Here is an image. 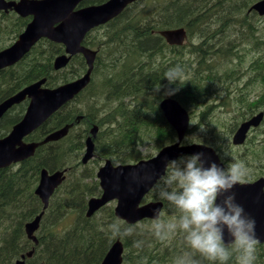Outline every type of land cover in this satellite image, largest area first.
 Segmentation results:
<instances>
[{
	"label": "trees",
	"instance_id": "trees-1",
	"mask_svg": "<svg viewBox=\"0 0 264 264\" xmlns=\"http://www.w3.org/2000/svg\"><path fill=\"white\" fill-rule=\"evenodd\" d=\"M107 1L84 0L81 7ZM257 1L139 0L88 34L84 45L98 50L90 85L25 140L40 142L50 132L74 127L61 141L39 147L34 157L0 170V264H14L33 249L34 255L26 264H101L118 239L125 248L123 264H172L176 256L190 251L179 232L167 241L156 239L150 231L151 220L137 224L142 226L139 235L112 236L106 230L108 223L129 225L116 218L113 204L88 218V200L102 193L97 180L102 161L136 163L154 155H145L143 146L151 144L159 151L176 142L177 134L160 110L166 97L175 98L190 111L193 123L188 135L202 128L192 141L217 151L224 146L230 162H242L247 168L243 180H255L263 174L264 144L257 147L251 138L247 142L249 154L243 157L230 143L238 126L264 109V18L249 13ZM29 21L14 12H0V51L16 40ZM182 27L188 32V42L194 41L192 47L188 43L170 46L159 35L160 31ZM64 52L62 45L42 40L18 64L1 71L0 101L43 78L47 87L56 88L83 76L88 67L82 56L72 58L63 70L54 69V59ZM218 63L230 65L226 74ZM175 65L183 69L179 90L172 95H164L163 89L157 92L155 85L167 83L162 78L164 71ZM231 67L240 76H232ZM243 75L248 79L245 89L240 81ZM216 103L232 116L229 123L212 118L211 112L219 107ZM27 106L25 101L4 116L0 138L23 118ZM94 124L99 127L93 139L97 156L83 165L86 139ZM260 135L264 137V124ZM137 145L141 146L139 151ZM253 166L255 171L250 172ZM43 169H68V175L50 200L37 232L39 244L35 245L26 234V225L43 210L35 194ZM148 199L159 200L154 190ZM171 215L165 203L161 218ZM133 239H143L144 243L134 247ZM193 256L200 264H210L199 253ZM235 256L233 252L228 264H235ZM256 264H264V244H257Z\"/></svg>",
	"mask_w": 264,
	"mask_h": 264
},
{
	"label": "water",
	"instance_id": "water-1",
	"mask_svg": "<svg viewBox=\"0 0 264 264\" xmlns=\"http://www.w3.org/2000/svg\"><path fill=\"white\" fill-rule=\"evenodd\" d=\"M83 0H0V11L14 10L22 17H32V21L18 40L8 49L0 52V71L15 65L43 38L65 46L66 54L55 59L54 68H65L70 59L76 55H83L88 64L87 73L67 84L55 89L44 87L46 79L29 85L17 94L0 102V121L14 106L29 100V106L23 119L13 127L5 138L0 139V169L8 168L12 164L24 162L33 157L36 149L44 144L56 142L64 138L71 126L50 133L40 143H26L24 138L44 125L63 106L71 102L90 83L94 69L97 52L82 45L87 34L111 20L118 17L129 5L138 0H109L102 5H93L76 9ZM250 11H256L264 16V0L256 2ZM160 35L173 46L184 44L187 34L184 28L165 30ZM170 125L176 130L179 142L165 147L159 154L149 160L136 164L115 166L107 160L98 171V179L102 189L100 197H93L88 202L87 217H92L96 212L112 201H117L114 210L118 219L133 225L138 222L154 220V209L162 213V202H149L142 204L144 197L153 189L157 177L163 173L167 159L179 157L184 154L202 152L208 161L220 164L216 152L204 145L181 146L190 124V117L182 105L175 99L167 98L160 104ZM263 118L260 114L250 121L243 123L236 132L233 143L242 145L251 127H257ZM98 127L91 130L92 136L87 139L86 152L82 162L88 163L94 157L93 137L96 136ZM65 171L50 173L47 169L41 171L40 181L35 191L42 200L44 208L35 220L26 225V232L35 244L40 228L41 219L49 206L51 197L66 180ZM234 191L237 200L246 211L257 219L256 235L259 243H264V178L253 184L238 183ZM231 238L225 231V241ZM34 251L15 264H26V258H31ZM124 245L117 240L105 256L101 264H122Z\"/></svg>",
	"mask_w": 264,
	"mask_h": 264
},
{
	"label": "clouds",
	"instance_id": "clouds-1",
	"mask_svg": "<svg viewBox=\"0 0 264 264\" xmlns=\"http://www.w3.org/2000/svg\"><path fill=\"white\" fill-rule=\"evenodd\" d=\"M182 72L179 65L168 67L162 76L166 78V85L159 83L155 90L163 89L164 95L174 94L179 90ZM140 148L137 145V151ZM224 155L229 156V153ZM247 174L242 162L233 160L225 166L206 160L202 152L166 160L153 189L172 215L164 219L160 210L154 209L150 231L160 241H167L178 232L183 236L190 251L176 256L172 264H200L193 253H199L210 264H228L233 252L236 253L235 264H256L257 219L238 202L234 191ZM106 230L112 236L125 238L139 235L142 226L122 227L118 221H112L106 225ZM225 231L231 238L227 242ZM143 243V239H133L134 247L139 248Z\"/></svg>",
	"mask_w": 264,
	"mask_h": 264
},
{
	"label": "rangeland",
	"instance_id": "rangeland-1",
	"mask_svg": "<svg viewBox=\"0 0 264 264\" xmlns=\"http://www.w3.org/2000/svg\"><path fill=\"white\" fill-rule=\"evenodd\" d=\"M263 22H264V20H263ZM263 24H264V23H263ZM193 43H194V41L188 42V44H189L188 46H189V47H192ZM217 67L220 68V71H223V74H224V73L226 74V71L229 69L230 65L225 66L224 64L220 65V63H218V64H217ZM243 69H244V68H242V69L240 70L241 73H243ZM231 70H233V71H232V76H236V77L240 76L239 71H238L237 69H235V67H233V68L231 67ZM229 75L231 76V74H229ZM225 76H226V75H225ZM225 76H224V78H223V83H224ZM185 78H187V77H185ZM240 81H241V85H243V88L245 89V88L248 86V85H246V83L248 82L247 76H246V75L241 76V77H240ZM223 83H222L221 85H223ZM225 83H226V82H225ZM237 87H238V86H237ZM236 90H237V89H236ZM257 90L260 91L261 88L258 87ZM216 104H217L219 107H217L213 112H211V114L214 113V116H213L212 118H213V119L218 118V121H220V122H222V123H229V122L231 121V119H232V116L226 114L225 111H224V108H222V106H220L219 103H216ZM234 116L236 117V115H234ZM192 123H193V122H192ZM200 126H202V124H200L199 127H200ZM199 129L202 131V128H198L197 132H195L194 134L188 135L186 138H188V139L191 140L192 138L195 137L196 134H200L201 132L199 131ZM188 139H187V140H188ZM142 151L144 152L145 155H147V154L153 155V154H155V153L158 152L157 150H155V149L153 148V146H151V144H148V145H146V146H143V147H142ZM96 154H97V153H96ZM102 164H103V163H102ZM102 164H101V165H102Z\"/></svg>",
	"mask_w": 264,
	"mask_h": 264
},
{
	"label": "flooded vegetation",
	"instance_id": "flooded-vegetation-1",
	"mask_svg": "<svg viewBox=\"0 0 264 264\" xmlns=\"http://www.w3.org/2000/svg\"><path fill=\"white\" fill-rule=\"evenodd\" d=\"M259 128V127H258ZM260 129H252L251 131H250V133H249V140H250V138H252L253 139V141L254 142H256L257 144H256V146L257 147H259V146H261L262 144H264L263 142H264V138H263V136L262 135H260ZM248 140V141H249ZM234 149V151L236 150V151H238V152H240L241 153V155L243 156V157H245V156H247L248 154H249V147H248V144L246 143L245 145H242V146H238V147H233ZM225 152H227L226 151V149H225V147L224 146H221L220 145V150L218 151V154H219V157L221 158V160L225 163V165H227V163H231L230 161H229V156H225L224 155V153ZM229 153V152H228ZM264 168V167H263ZM262 168V171H263V174L262 175H260L258 178H256L255 180H248V181H251V182H253V181H256V180H258L259 178H261V177H263L264 176V169ZM252 171H255V166H253L252 167V170L250 171V172H252Z\"/></svg>",
	"mask_w": 264,
	"mask_h": 264
},
{
	"label": "bare ground",
	"instance_id": "bare-ground-1",
	"mask_svg": "<svg viewBox=\"0 0 264 264\" xmlns=\"http://www.w3.org/2000/svg\"><path fill=\"white\" fill-rule=\"evenodd\" d=\"M163 7H164V6H163ZM170 7H171V6H170ZM168 17H169V16H168ZM170 19H171V18H170ZM196 23H197V22H196ZM195 25H196V24H195ZM195 28H196V27H195ZM202 28H203V27H202ZM131 40H132V38H131ZM135 40H136V39H135ZM143 40H144V39H143ZM149 43H151V42H149ZM153 46H154V44H153ZM153 46H152V47H153ZM80 103H81V102H80ZM75 106H76V105H75ZM86 108H87V107H86ZM26 109H27V108H26ZM55 115H56V114H55ZM79 115H81V114H79ZM84 116H85V115H84ZM84 116H83V117H84ZM55 117H56V116H55ZM81 117H82V116H81ZM81 119H83V118H81ZM17 122H18V121H17ZM17 122H16V123H17ZM0 123H1V122H0ZM73 125H74V124H73ZM94 125H96V124H94ZM97 125H98V124H97ZM73 127H74V126H73ZM89 135H90V134H89ZM113 140H114V139H113ZM109 143H110V142H109ZM109 143H108V144H109ZM112 144H113V143H112ZM56 148H57V147H56ZM103 148H104V147H103ZM116 148H117V147H116ZM101 151H102V150H101ZM105 151H106V150H105ZM105 151H104V152H105ZM36 152H37V151H36ZM106 152H107V151H106ZM106 152H105V153H106ZM99 153H100V152H99ZM101 153H102V152H101ZM109 153H110V152H109ZM106 154H107V153H106ZM110 154H111V153H110ZM98 155H99V154H98ZM103 156H104V155H103ZM9 191H10V190H9ZM11 194H12V193H11ZM6 197H7V196H6ZM7 200H8V199H7ZM8 202H9V201H8ZM26 209H27V208H26ZM46 211H47V210H46ZM42 218H43V217H42ZM33 220H34V219H33ZM42 220H43V219H42ZM132 242H133V241H132ZM113 243H114V242H113ZM111 246H112V245H111ZM111 246H110V247H111ZM109 249H110V248H109ZM33 250H34V249H33ZM196 254H197V253H196ZM195 258H196V257H195Z\"/></svg>",
	"mask_w": 264,
	"mask_h": 264
}]
</instances>
